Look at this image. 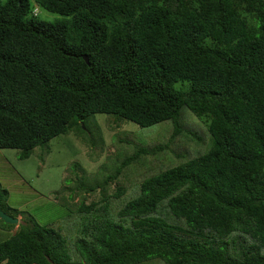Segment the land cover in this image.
<instances>
[{
	"label": "trees",
	"instance_id": "obj_1",
	"mask_svg": "<svg viewBox=\"0 0 264 264\" xmlns=\"http://www.w3.org/2000/svg\"><path fill=\"white\" fill-rule=\"evenodd\" d=\"M99 114L170 137L126 140L109 174L74 165L57 195L79 225L72 250L0 191L22 220L0 219V264H264V0H0V149L26 160L74 133L102 154ZM135 163L145 173L113 212Z\"/></svg>",
	"mask_w": 264,
	"mask_h": 264
},
{
	"label": "rangeland",
	"instance_id": "obj_2",
	"mask_svg": "<svg viewBox=\"0 0 264 264\" xmlns=\"http://www.w3.org/2000/svg\"><path fill=\"white\" fill-rule=\"evenodd\" d=\"M38 17L40 20L50 23L61 19L59 15L42 9L39 10ZM94 118L98 121L103 138L102 154L99 149L101 147L91 148L84 140V138H88V135H83L84 138H82V135L77 136L74 133L53 138L46 147L34 149L31 156L26 160L18 159L17 150L0 149V191H6L8 205L29 213L40 225H49L59 231L68 240V246L71 250L73 249V241L79 236V225H74V216H69L68 209L70 208L68 206L70 204L58 203L57 195L63 192L67 182L72 181L76 175L80 176L79 172L73 171L74 165H81L86 173H93L102 166L105 168L103 171L106 173L109 171V174L114 166L120 165L119 159L123 155H131L132 148L125 144L126 140L138 139L139 141L143 140L140 141L143 145H152L157 142L159 137L164 143L170 137H166L164 140V137L161 136L162 124L165 123L148 129L147 131H155L144 136L138 130L144 131L146 129H140L133 123L126 122L127 124L117 126L111 120L112 116L104 114L95 115ZM178 143L177 140L173 146ZM199 148L192 143L189 145L190 151H192L191 149L196 151ZM88 154L93 157L96 155L97 160L89 163ZM99 154L101 155L99 156ZM164 158L165 161L159 162V164L165 168L170 166L171 162H173L172 166H176L185 161L184 159L176 161L173 156L170 161L166 156ZM153 160V157L144 158L146 166L149 165V161ZM144 168L145 165L131 164L122 171L115 181L116 185L111 186L109 194H114L117 189L116 186L125 190V195L111 204L113 212H115L116 206L120 207L124 201L134 196V185L142 179L145 173ZM99 200L98 192L87 197L88 202ZM18 219L19 223L22 222L20 217ZM12 234L13 232L0 230V242L8 239Z\"/></svg>",
	"mask_w": 264,
	"mask_h": 264
},
{
	"label": "water",
	"instance_id": "obj_3",
	"mask_svg": "<svg viewBox=\"0 0 264 264\" xmlns=\"http://www.w3.org/2000/svg\"><path fill=\"white\" fill-rule=\"evenodd\" d=\"M85 62L88 63L87 57H83ZM0 219L6 223V224H11V225H16L18 224V219L17 218H12L9 215L5 214L1 209H0Z\"/></svg>",
	"mask_w": 264,
	"mask_h": 264
},
{
	"label": "clouds",
	"instance_id": "obj_4",
	"mask_svg": "<svg viewBox=\"0 0 264 264\" xmlns=\"http://www.w3.org/2000/svg\"><path fill=\"white\" fill-rule=\"evenodd\" d=\"M18 219V218H17ZM18 223H19V219H18ZM74 225H75V223H74Z\"/></svg>",
	"mask_w": 264,
	"mask_h": 264
}]
</instances>
